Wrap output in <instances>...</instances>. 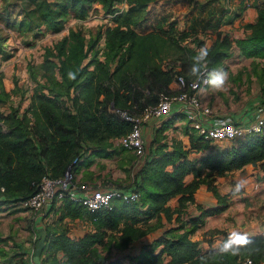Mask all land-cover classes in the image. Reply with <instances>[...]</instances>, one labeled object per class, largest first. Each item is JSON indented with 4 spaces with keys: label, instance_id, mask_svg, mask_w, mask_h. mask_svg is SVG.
<instances>
[{
    "label": "trees",
    "instance_id": "obj_1",
    "mask_svg": "<svg viewBox=\"0 0 264 264\" xmlns=\"http://www.w3.org/2000/svg\"><path fill=\"white\" fill-rule=\"evenodd\" d=\"M97 1L107 3L114 22L105 24L100 36L88 38L81 30L70 27L59 40L46 46L44 60L39 65L44 79L35 71L32 73L35 83L22 111L19 106H11L4 113L2 105L10 91L0 79V203L31 193L32 181L43 173L63 174L75 157L76 172L86 162L87 154H110L112 146L117 148L112 139L131 128V122L115 109L138 113L156 103L161 91H171L169 82L176 73L193 77L189 74L192 58L203 44L192 38L194 31L180 30L174 20L162 25L165 16L155 28L138 31L134 24L152 0H126L121 10L115 4L122 0ZM89 3L93 0H63L58 10L46 3L49 12L46 20L69 7L84 14ZM253 4L257 7V17L246 24L251 30L237 39L238 45L246 55L264 57V0H255ZM174 33H183V39L190 38L196 43L182 44ZM230 46L227 35L218 32L207 45L206 65L212 69L221 64L230 54ZM257 65L258 62L254 70H259L260 101L264 103V62L258 68ZM69 73L75 78H70ZM169 122L170 119L165 124ZM166 145L160 142L151 150L131 182L116 183L118 187L137 190L138 199L115 198L112 208L91 211L78 200L65 196L58 204L59 218L66 215L87 218L93 230L74 237L63 229L55 233L49 225L47 233H53L52 241L44 245L41 263L33 264H233L244 256L263 260L264 231L250 235L259 252L244 250L238 256H219L214 248L201 250L192 233L205 214L228 205V195L221 194L214 182L217 174L247 162H258V176L264 178V125L260 131H249L219 146L196 128L190 132L189 147L180 140L170 149ZM191 150L202 153L191 156ZM187 172H192L194 178L185 183L183 177ZM201 182L208 185L218 203L185 218L182 211ZM177 193H181L179 203L172 206L168 199ZM172 220L175 224H171ZM166 222L170 224L164 225ZM157 226L163 228L150 241L143 242L138 252L117 253ZM57 249L63 250V256H57ZM23 253L26 251L16 253L17 261L29 264Z\"/></svg>",
    "mask_w": 264,
    "mask_h": 264
},
{
    "label": "crops",
    "instance_id": "obj_2",
    "mask_svg": "<svg viewBox=\"0 0 264 264\" xmlns=\"http://www.w3.org/2000/svg\"><path fill=\"white\" fill-rule=\"evenodd\" d=\"M123 1L126 6V0ZM253 1L255 0H156L155 2L156 5L163 2L162 4L167 9L174 8L176 14L182 19H176L173 16L169 18L174 19L180 30L202 33V37L198 38L203 42L200 47L209 45L218 32L227 35L230 39V54L222 59L221 64L212 68V70L223 69L228 73L227 89L216 91L208 86L203 89L205 101L214 109V112L205 120L210 124L229 119L246 123L259 115L264 116V103L260 101L259 70H254L256 62H258V68L264 62V57L246 55L240 49L237 40L250 32L251 27L246 24L253 22L257 17L258 11ZM150 4L151 2L148 10ZM161 16L148 23L143 30L148 31L155 28L162 20ZM167 17L165 21H162L164 26H166ZM179 22L183 24L182 29L179 27ZM249 77L255 78L257 86L253 89L254 91L246 93L247 89H243L244 80ZM169 87L171 91L178 88L174 79L169 82ZM237 92L240 93L241 98L237 99ZM169 119L170 122L165 124V121ZM192 129L195 128L191 126L185 112L178 109L177 104L174 103L169 116L150 117L143 124L146 153L141 161L133 155L134 152L131 149L120 148V144L113 138V144L117 148L112 146V151L108 155L87 154L86 162L76 171L77 178L93 182L104 188L116 185V183H129L133 180L138 166L143 163L147 155L151 154V150L158 143L166 142L165 147L170 149L176 140H180L182 145L189 147ZM200 153L202 151L191 150L189 155L195 156ZM259 171L258 162H247L241 167L216 175L214 182L218 191L221 194L226 193L229 200L228 205L220 211L205 214L203 222L193 231L192 237L198 240L201 250L215 248L234 229H240L249 235L264 231V178L258 176ZM193 178V173L187 172L183 180L188 183ZM238 179L246 182L245 187L240 193L233 194V188ZM180 195L181 193H177L171 196L168 203L177 206ZM258 200L260 204L256 205ZM187 202L189 205L182 211V216L185 218L196 214L202 208L216 205L218 199L208 185L201 182L193 191V199ZM60 213L61 208L57 204L49 205L44 211H35L31 208L15 206L10 202H1L0 264H19L17 261L19 254H16L19 251H26L23 256L29 264H33L34 261L40 262L45 254L44 245L52 241L53 233H47L49 225V228L56 230L55 233L63 229L74 237L93 230L94 226L89 219L69 215L60 219ZM53 216H56L59 222H65L68 218L86 221L89 229L81 233L72 227L59 226L52 220ZM161 217L165 220L163 214ZM151 220L154 221L155 218ZM168 224L170 223L166 222L164 225ZM171 224H175V221L172 220ZM162 228L157 226L153 230L146 231L128 246L119 249L117 253L134 254L138 252L141 244L150 241ZM56 254L61 257L64 252L62 249H57ZM10 257L12 260L9 259ZM125 260L129 261L128 258ZM258 264H264V259L258 261Z\"/></svg>",
    "mask_w": 264,
    "mask_h": 264
},
{
    "label": "rangeland",
    "instance_id": "obj_3",
    "mask_svg": "<svg viewBox=\"0 0 264 264\" xmlns=\"http://www.w3.org/2000/svg\"><path fill=\"white\" fill-rule=\"evenodd\" d=\"M62 2L63 0H0V79L5 88L10 91V96L2 105L4 113L11 106H19L21 111L26 107L35 83L32 76L34 71L38 77L44 79L41 74L43 69L39 68V65L44 60L46 46L59 40L68 32L70 27L81 30L88 38L97 34L100 36L99 33L101 31L103 34L105 24L114 22L112 19L113 13H111L113 11L108 8L107 3L104 4L102 1L97 0H93L92 4L89 3L88 10L84 14H79L74 8L69 7L64 13L46 20L49 16L45 6L46 3H50L53 9L58 10L62 7ZM155 2L156 0H152L149 10L146 7L139 15L138 22L134 24L138 31H144L143 29L148 23H151L160 15H162L161 17L168 16L166 24L170 20H174L169 18L171 16L182 19L176 14L174 8L167 9L162 4L163 2L157 5ZM115 6L119 10L123 9L124 1L117 2ZM57 19L60 22L56 23ZM179 24L182 29V22H179ZM176 27L178 28V26ZM102 34L99 37L100 44L104 42ZM182 34L174 33V37L182 44L187 45L196 43V40H193L194 38L202 37V33H193V39H183ZM188 40L193 42L191 43ZM164 63H166V60ZM253 79L249 77L244 80L245 87L243 89H247L246 93L252 92L256 88L255 78ZM236 94L237 99L241 98L240 93L237 92ZM228 142L229 140L224 139L217 140L214 143L219 146ZM258 204H260L259 200L256 205ZM187 205H189L188 202H186L185 207ZM52 220L59 226L72 227L81 233L89 229L88 223L83 220L68 218L65 222H59L56 216H53Z\"/></svg>",
    "mask_w": 264,
    "mask_h": 264
},
{
    "label": "built area",
    "instance_id": "obj_4",
    "mask_svg": "<svg viewBox=\"0 0 264 264\" xmlns=\"http://www.w3.org/2000/svg\"><path fill=\"white\" fill-rule=\"evenodd\" d=\"M210 71H212L211 67L207 66L202 69L203 74L200 77L191 78H186L182 73H176L173 79L178 88L170 92L161 91L156 103L145 106L138 113L115 109L131 122V128L126 133L115 137L116 142L131 149L137 159L141 161L146 153L143 124L150 117L169 116L174 103L177 104L178 109L185 112L192 127L213 141L224 139L230 141L246 135L249 131H260L264 125V116L262 115L246 123L231 119L211 124L205 122L214 112L213 106L207 103L203 96V89L207 86L205 78ZM76 158L73 159V162ZM73 162L63 174L43 173L38 180L32 181L34 190L31 193L20 196L10 203L18 207L44 211L49 205H58L65 196H68L78 200L87 209L95 211L100 208H112L115 198L126 201L138 199L139 192L137 190H128L116 185L104 188L93 182L77 178ZM1 188L3 187L1 186ZM94 264L99 263L95 262ZM233 264H258V261L250 256H244Z\"/></svg>",
    "mask_w": 264,
    "mask_h": 264
},
{
    "label": "clouds",
    "instance_id": "obj_5",
    "mask_svg": "<svg viewBox=\"0 0 264 264\" xmlns=\"http://www.w3.org/2000/svg\"><path fill=\"white\" fill-rule=\"evenodd\" d=\"M208 55L209 48L207 46H202L197 50V54L192 58V64L189 70L190 76L200 77L203 74L202 69L207 67L206 61ZM69 76L70 78H75L73 73H69ZM205 83L213 90L225 91L228 84V73L223 69H213L207 73ZM245 183L246 182L243 179H238L233 188V194L240 193L245 187ZM244 250L260 251L250 239V235L240 229L230 231L227 238L218 243L214 248L215 254L219 256H238Z\"/></svg>",
    "mask_w": 264,
    "mask_h": 264
}]
</instances>
